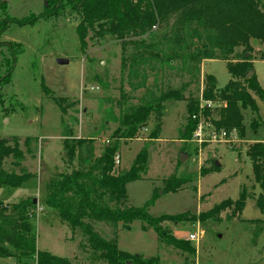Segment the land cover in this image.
<instances>
[{"label": "rangeland", "instance_id": "1", "mask_svg": "<svg viewBox=\"0 0 264 264\" xmlns=\"http://www.w3.org/2000/svg\"><path fill=\"white\" fill-rule=\"evenodd\" d=\"M2 1L7 5L5 12L0 7V19L39 15L46 8L45 0ZM75 26L74 20L60 17L24 26L11 24L0 33V81L12 68L10 81L0 84V139L23 153L22 158L6 157L3 169L32 175L18 187L0 185V201L35 199L37 249L65 257L73 264H106L83 246L86 238L80 230H72L55 211L41 206L51 179L77 167L76 158L67 164L64 137L93 138L98 153L104 143L114 142L111 135L120 124L121 112L163 92L177 90L183 99L165 102L158 137L148 138L157 122L152 116L140 139L119 141L117 161L121 171L127 170L136 155L146 150L148 170L126 185V205L142 206L157 191L159 196L149 214H185L186 220H166L160 225L185 240L189 234L197 235L198 240H188L195 247L194 255L164 244L153 229L143 230L139 220L133 221L129 229L103 222H92V227L107 239H112L118 230L120 250L143 257L158 256L159 264H264V228L256 222L262 214L253 199L246 200L241 214L225 210L215 218L191 220L224 199L236 200L244 186L249 196L260 192L258 187H251L252 166L246 151L253 142L264 141V103L255 99L257 112L240 108V132L232 129L222 139L213 140L210 134L214 127L211 121L204 120L200 136L182 140L180 130L186 124L187 98L201 100L207 74L216 78L218 90L223 88L231 79L226 61L204 60L195 67L191 63L183 66L180 59H174L167 64L164 56L169 54L168 45L163 33H157V38L147 39L146 43L158 41L153 52H161L162 57L158 53L159 58L141 62L131 72L129 62L135 47L127 45L123 56L121 43L110 36L97 35L96 28L87 30L82 48ZM250 46L245 52L236 48L230 58H249L252 75L264 86V41L250 39ZM122 58L127 60L125 70ZM57 59H66L67 63L59 64ZM53 98H63L61 105ZM224 106V101H212L211 109ZM213 117H217L215 112ZM171 176L184 180V184L176 193L162 194L165 180ZM0 264L17 263L13 258H0Z\"/></svg>", "mask_w": 264, "mask_h": 264}, {"label": "trees", "instance_id": "2", "mask_svg": "<svg viewBox=\"0 0 264 264\" xmlns=\"http://www.w3.org/2000/svg\"><path fill=\"white\" fill-rule=\"evenodd\" d=\"M45 1L46 8L39 15L32 14L22 19H0V33L11 24L24 26L35 24L40 19L67 17L76 22L75 32L82 48L85 47L87 30L95 31L96 28L97 35L110 36L121 43L123 56L127 45L135 47L129 62L131 72H135L141 62L159 58V55L162 57L161 52H158L159 55L153 52L158 41L146 43L147 39L157 38V33H163L162 37L168 45L169 54H164V62L167 64H171L174 59H180L183 66L191 63L195 67L204 60L226 61L231 79L218 90L216 78L210 74L205 75L201 98L205 101H224L225 106L215 110L201 107V100L189 96L186 103V124L180 130L182 140L188 141L192 137L200 117L211 121L215 130L236 129L240 132L243 119L240 108L248 107L257 112L255 99L264 103V86L254 75L246 78V74L253 68L251 60L245 56L239 61L230 58L236 48L249 51L250 39L264 41V0ZM6 5L5 1L0 0L3 12L6 11ZM140 48L148 51H140ZM126 64L127 60L122 58V70H125ZM11 71L12 68L2 77L0 84L10 81ZM182 99L179 91L170 90L151 97L143 105L127 108L121 112L120 124L111 135L114 142L104 143L98 153L93 138L64 137L63 148L67 164H72L76 158L77 167L51 179L46 186L41 206L42 209L55 211L61 221L72 230H80L86 238L83 246L106 264H159V258L143 257L120 250L117 246L118 230L112 239H107L93 229L92 222L107 223L114 228L121 225L123 229H129L133 221L139 220L143 223V230L153 229L164 244L189 256L195 253V247L188 240L176 237L160 225L166 220H186L185 214H149V208L159 196L157 191L142 206L126 205V185L140 179L148 170L146 150H141L136 155L127 170L121 171L117 161L119 141L140 139L141 131L147 127L152 116L157 122L148 138L156 139L166 109L165 102ZM53 101L60 106L63 98H53ZM214 112L216 118L213 117ZM192 115L197 118H192ZM9 156L22 158L23 153L17 146L12 147L5 139H0V185L18 187L32 175L6 172L3 162ZM246 156L252 166L251 187H258L260 192L249 196L244 186L236 200L224 199L215 203L209 210L193 216L192 221L215 218L225 210L241 214L246 200L251 198L262 214V218L256 222L264 228V141L253 142L248 147ZM183 184L184 180L171 176L165 180L161 193H176ZM35 212L33 198H23L14 203L0 201V258H13L17 264H28L29 261H35V264H73L65 257L37 249V232L33 224Z\"/></svg>", "mask_w": 264, "mask_h": 264}, {"label": "built area", "instance_id": "3", "mask_svg": "<svg viewBox=\"0 0 264 264\" xmlns=\"http://www.w3.org/2000/svg\"><path fill=\"white\" fill-rule=\"evenodd\" d=\"M200 106L201 107H207V108H211L212 106V101H205V100H202L200 101ZM192 118H197L196 115H192ZM204 121V118L203 117H200L199 120H198V125H197V128L195 129V131L193 132V135L194 137H197V136H200L201 133H202V123ZM212 133L210 134V138H212L213 140H216V139H222L223 137L226 136V131L225 130H212L211 131ZM189 241H196L198 240L197 239V235H194V234H189L188 235V238H187Z\"/></svg>", "mask_w": 264, "mask_h": 264}, {"label": "water", "instance_id": "4", "mask_svg": "<svg viewBox=\"0 0 264 264\" xmlns=\"http://www.w3.org/2000/svg\"><path fill=\"white\" fill-rule=\"evenodd\" d=\"M248 56V55H246ZM57 63L59 64H64V63H67V60L66 59H57ZM253 71H249L247 74H246V78H249L251 75H252ZM180 161H184L183 157L180 156ZM215 166H219V163L216 161L215 162ZM33 203H35V199H33Z\"/></svg>", "mask_w": 264, "mask_h": 264}, {"label": "crops", "instance_id": "5", "mask_svg": "<svg viewBox=\"0 0 264 264\" xmlns=\"http://www.w3.org/2000/svg\"><path fill=\"white\" fill-rule=\"evenodd\" d=\"M53 213V212H52Z\"/></svg>", "mask_w": 264, "mask_h": 264}]
</instances>
